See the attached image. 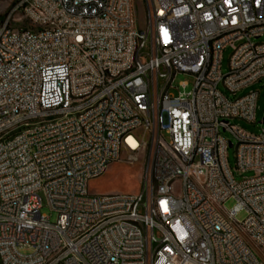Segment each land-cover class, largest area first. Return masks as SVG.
Masks as SVG:
<instances>
[{
    "label": "built area",
    "instance_id": "1",
    "mask_svg": "<svg viewBox=\"0 0 264 264\" xmlns=\"http://www.w3.org/2000/svg\"><path fill=\"white\" fill-rule=\"evenodd\" d=\"M4 1L0 264H264V128L232 123L258 124L259 92L237 95L264 82V0H140L143 28L135 0ZM140 158L138 194H90Z\"/></svg>",
    "mask_w": 264,
    "mask_h": 264
},
{
    "label": "rangeland",
    "instance_id": "2",
    "mask_svg": "<svg viewBox=\"0 0 264 264\" xmlns=\"http://www.w3.org/2000/svg\"><path fill=\"white\" fill-rule=\"evenodd\" d=\"M135 14L137 19V24L139 28L144 27V12L142 3L140 0H135ZM7 9H9V5L3 4L0 5V20L6 15ZM260 42L264 43V38L260 40ZM231 56V50H227L223 55V68L222 72L224 75L228 72V63L229 58ZM193 78L188 75H178L173 83L174 90L172 93L178 95L179 92L188 94L193 89ZM182 83H186L187 87L185 89L181 88L180 85ZM220 90L231 100H234L232 96L228 92L225 91L223 86L220 87ZM250 91L259 92V100H258V111H257V125L248 124L242 121H232L233 124L245 129L246 131L259 134L261 130L264 128V124H261L264 119V82H260L248 90L241 92L237 95V98L246 95ZM221 135L228 142H233L235 145V140L233 137L227 133L221 131ZM235 146L228 150V161L230 166L232 167L235 180L237 182H241L244 179H248L254 176L253 173H239L236 169V156H235ZM123 160L126 158V154H122ZM142 173V161L141 158L138 162L134 164H130L124 161L113 164L107 170V172L100 178L93 180L89 184V192L92 195H109V194H120V195H136L140 191V180ZM43 198V197H42ZM235 205V201L230 200L225 204L227 210H231ZM42 215L50 217V221L52 224H55L58 220V214L52 212L50 208L47 206L45 199L43 198V209L41 210ZM247 215L245 212L240 213L237 216V220L241 223L245 221ZM21 254L30 255L32 253L31 250H21Z\"/></svg>",
    "mask_w": 264,
    "mask_h": 264
},
{
    "label": "bare ground",
    "instance_id": "3",
    "mask_svg": "<svg viewBox=\"0 0 264 264\" xmlns=\"http://www.w3.org/2000/svg\"><path fill=\"white\" fill-rule=\"evenodd\" d=\"M12 9V1H4ZM35 0H27V6H34ZM211 42H218V35H211ZM52 116H61V109H52ZM13 134H21V127H13ZM9 143V136H0V148ZM96 225H103V217H96ZM96 225L84 226L85 234L96 233ZM60 243H67V235H60ZM85 248H92V241H85Z\"/></svg>",
    "mask_w": 264,
    "mask_h": 264
}]
</instances>
